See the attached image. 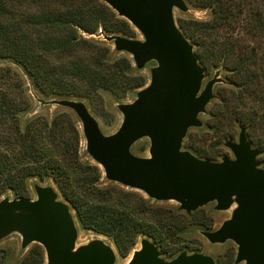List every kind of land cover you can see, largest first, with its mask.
Instances as JSON below:
<instances>
[{
	"label": "trees",
	"instance_id": "16d2710c",
	"mask_svg": "<svg viewBox=\"0 0 264 264\" xmlns=\"http://www.w3.org/2000/svg\"><path fill=\"white\" fill-rule=\"evenodd\" d=\"M185 2L212 13L209 20H178L199 63L205 72L221 65L237 90L223 111L211 114L209 128L220 130L228 122L251 133L264 120V0ZM135 30L101 0H0V196L12 192L14 199H31L30 181L51 179L82 228L109 237L121 255L145 237L174 259L195 212L188 215L112 182L101 184L100 166L81 157L76 115L64 108L51 115L34 106L35 100L92 102L102 91L123 99L144 88L146 80L130 58L104 39H132ZM100 32L101 39L89 37ZM6 61L23 73L1 64ZM183 149L204 160L219 157L192 145L188 133ZM45 259L36 244L20 264Z\"/></svg>",
	"mask_w": 264,
	"mask_h": 264
},
{
	"label": "water",
	"instance_id": "95a60500",
	"mask_svg": "<svg viewBox=\"0 0 264 264\" xmlns=\"http://www.w3.org/2000/svg\"><path fill=\"white\" fill-rule=\"evenodd\" d=\"M126 19L144 41L121 35L105 37L118 52L133 57L138 69L151 61V82L137 99L119 105L124 119L114 134L102 133L87 105L78 100L53 99L41 105L71 110L80 120L87 151L106 178L139 190L158 202L175 201L188 215L216 202L215 209L232 218L214 232H204L212 244L232 241L237 245L235 264H264V170L258 157L264 149L253 147L241 127L238 141L224 145L234 158L204 160L183 149L191 128L201 127L200 114L214 99L213 89L225 83L217 72L202 89L205 69L194 45L186 38L174 10H189L185 0H101ZM150 140L149 157L131 152L140 139ZM36 199L0 201V239L19 232L22 247L41 245L45 264H115L114 249L102 239L76 248L78 230L70 205L52 186H35ZM129 264H216L204 254L180 253L166 260L151 240H141Z\"/></svg>",
	"mask_w": 264,
	"mask_h": 264
},
{
	"label": "rangeland",
	"instance_id": "374dc122",
	"mask_svg": "<svg viewBox=\"0 0 264 264\" xmlns=\"http://www.w3.org/2000/svg\"><path fill=\"white\" fill-rule=\"evenodd\" d=\"M189 10L183 12L179 9L174 10L175 20L177 21L180 18L184 19H197V20H209L212 17V13L210 10L197 8L193 6L191 3L186 2ZM135 36L132 39L144 41L143 35L137 31ZM102 33L100 32L98 36L92 35L89 37H93L95 39H101ZM111 46L115 49V45L111 42ZM121 54L127 56L132 61L133 67L136 69L135 73L141 74L145 80V87L151 82V73L152 69L157 66L155 61H151L145 65L144 68L138 69L135 65L133 57L125 52H121ZM3 66H12L15 69H18L21 73H23L22 69L18 66L13 65L12 62L6 61L1 63ZM220 72V77L225 81V83L217 84L214 86L213 95L214 99L208 104L206 107V113L200 114L199 119L202 122V126L198 128H191L188 132L190 137V143L194 145L199 150H203L204 152L211 153L216 151L215 154H218L219 157H215L216 161H221L223 157L234 158L233 153L224 145V138L226 136L229 137V140L237 142L240 129L237 126L230 125L228 122H225L223 127L220 130H215L213 128H209L212 123L211 114L215 112H220L225 109V101L226 103L234 100L235 95L237 94V90L233 87L232 84L229 83V80L232 79L231 75L223 70V67L217 66L208 68L205 72V79L202 84V89L207 84L209 80H211L214 75ZM26 88L30 95H35L36 92L31 84V81L28 77H25ZM264 83V79H263ZM137 92H131L126 98L117 99L113 94L109 92H100L95 97L94 101H88L84 98H70L72 100H78L84 102L90 113L95 117L98 121L100 129L102 133L106 136L114 134L123 123L124 116L119 109V105L121 104H129L134 102L137 99ZM236 93V94H235ZM35 109L39 112L49 113L53 115L58 111L60 107L48 105L47 107L41 108L42 105H39L37 100L34 103ZM68 110V109H67ZM71 111V110H70ZM73 113V112H72ZM77 117V116H76ZM263 117H264V107H263ZM78 119V118H77ZM79 120V119H78ZM77 128L80 132L81 143V157L84 160L90 161L95 164L96 162L91 158L90 154L87 151L86 140L83 135L82 124L79 120L77 122ZM250 142L253 147H259L264 149V120L263 124H257L252 132H247ZM149 147L150 140L148 138H143L137 141L131 148V152L138 157H149ZM217 155V156H218ZM261 163V168L264 170V154L261 155L257 159ZM97 164V163H96ZM101 168V167H100ZM103 175L101 184L106 183L109 184V181L103 169L101 168ZM108 180V181H107ZM115 183V182H112ZM118 187L124 188L126 191L134 190L146 198L147 195L143 192L131 188H126L121 184L115 183ZM52 186L59 194V198L63 201L64 198L57 190L54 182L51 179L39 180L32 179L30 181V189H31V199H36L37 195L35 192V186ZM9 198L11 200L14 199L12 192H6L0 196V201ZM66 202V201H65ZM162 204H166L171 208H177L180 205L175 201L162 202ZM216 202H212L206 205L203 208L198 209L193 214L192 220L186 222V231L181 236V251L176 254L174 257H177L180 253L186 252L187 254H204L210 256L214 259L216 264H235V258L237 254V245L232 241H227L224 244H212L205 236L204 232H214L218 230L222 224L232 218L233 209H229L227 211H218L215 209ZM72 211V210H71ZM75 224L78 230V239L76 242V248L87 245L95 239H102L106 244L110 245L116 254L115 264H129L132 260L133 253L136 250L141 248V240L134 246L133 250L127 255H121L116 248L113 241L104 235L97 234L93 231L85 230L80 225L75 212L72 211ZM145 238V237H144ZM143 238V239H144ZM36 246L35 243L30 244L27 248L22 247V236L19 232H12L3 238L0 239V264H20L22 260L27 256L28 252ZM166 260H171L172 258H166ZM46 262V259H45ZM244 264V263H240Z\"/></svg>",
	"mask_w": 264,
	"mask_h": 264
},
{
	"label": "flooded vegetation",
	"instance_id": "af4514ba",
	"mask_svg": "<svg viewBox=\"0 0 264 264\" xmlns=\"http://www.w3.org/2000/svg\"><path fill=\"white\" fill-rule=\"evenodd\" d=\"M246 133H247V131H246ZM255 148H259V147H255ZM260 149L263 150V148H260ZM258 158H259V157H258ZM236 208H237V205H234V206L232 207L233 210H235ZM232 215H233V211H232Z\"/></svg>",
	"mask_w": 264,
	"mask_h": 264
}]
</instances>
